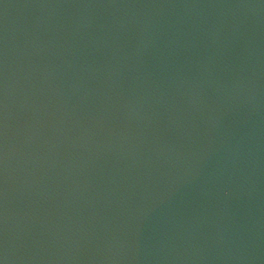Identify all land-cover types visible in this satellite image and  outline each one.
Listing matches in <instances>:
<instances>
[{
  "label": "water",
  "instance_id": "1",
  "mask_svg": "<svg viewBox=\"0 0 264 264\" xmlns=\"http://www.w3.org/2000/svg\"><path fill=\"white\" fill-rule=\"evenodd\" d=\"M0 264H264V0H0Z\"/></svg>",
  "mask_w": 264,
  "mask_h": 264
}]
</instances>
